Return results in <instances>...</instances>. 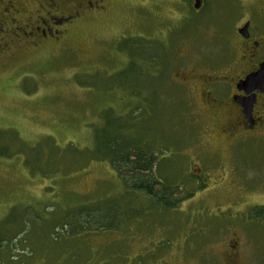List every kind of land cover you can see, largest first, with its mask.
Segmentation results:
<instances>
[{
    "label": "rangeland",
    "instance_id": "rangeland-1",
    "mask_svg": "<svg viewBox=\"0 0 264 264\" xmlns=\"http://www.w3.org/2000/svg\"><path fill=\"white\" fill-rule=\"evenodd\" d=\"M49 1L0 0V145L10 146L0 156V264H264V219L247 217L264 210V137L212 134L198 82L177 79L234 57L232 0H210L188 22L178 0H110L104 13ZM48 12L60 20L56 40L28 38ZM105 111L121 135L152 147L182 201L153 212L139 193L138 218L71 238L63 225L74 208L111 199L130 209L108 161L66 155L94 148ZM199 167L218 183L200 181Z\"/></svg>",
    "mask_w": 264,
    "mask_h": 264
},
{
    "label": "flooded vegetation",
    "instance_id": "flooded-vegetation-1",
    "mask_svg": "<svg viewBox=\"0 0 264 264\" xmlns=\"http://www.w3.org/2000/svg\"><path fill=\"white\" fill-rule=\"evenodd\" d=\"M87 1L88 9L92 8L98 13L106 12L107 7L104 5L110 2V0ZM193 1L194 6L192 4L193 7H190ZM48 4L54 8L53 10L58 9L54 0L49 1ZM179 4H183L184 7H178ZM209 4L211 5L210 0H178L175 5L178 12L182 11L180 12L182 15L179 16L181 20L188 22L193 18H204L210 7ZM229 7H231L230 12L233 11L234 14L228 25L231 23L232 33L237 40L234 57L222 67L207 63L210 68H206V73L195 74V69L190 72L180 71L181 77H177V79L185 87H187L185 84L198 82L199 87L196 93L200 92L203 106L208 113L207 119L211 124L210 132L212 134L229 141L249 135L262 138L264 137V72L260 73V70L264 65V0H232ZM75 19L76 17H70L63 22L67 26ZM58 22L60 20L48 12L47 19L41 18L35 26L34 33L28 38L34 40V38L53 37L56 40L52 25H57ZM41 25H45L47 30H42ZM17 29L20 31V28ZM1 33H4L3 28H0ZM56 33L58 37L65 34ZM22 35L27 34L23 32ZM250 76H257L256 80L246 84ZM245 102L248 103L247 109L243 105ZM199 161L202 163L200 159ZM189 165L191 164L189 163ZM204 170V167H199L198 179L203 183L208 181L210 184H217L219 178L211 182L207 179L211 174L203 173ZM201 173L203 176L200 175ZM206 185L199 187L203 188ZM252 213L253 211L250 210L247 215L248 219L252 218Z\"/></svg>",
    "mask_w": 264,
    "mask_h": 264
},
{
    "label": "trees",
    "instance_id": "trees-1",
    "mask_svg": "<svg viewBox=\"0 0 264 264\" xmlns=\"http://www.w3.org/2000/svg\"><path fill=\"white\" fill-rule=\"evenodd\" d=\"M137 114L138 111L135 116ZM107 115H112V113L105 111L101 115L104 118V124L101 128L95 130L93 149L81 150L72 145V148L70 147L72 150L70 151L71 155L68 154L70 152L67 154L65 152V154L67 156H85L86 158L108 161L125 187L126 193L122 200L125 201L124 199L127 198L131 200L130 209L129 211L123 210L124 202H113L111 199L74 208L65 218L67 224L63 225L68 227L65 231L66 236L71 238L90 231L117 230L128 219L138 218L140 213L134 208V203H137L136 194H143L151 200L150 210L153 212L157 209L168 211L182 201L181 199H175L179 186L173 181L171 182L172 179L162 178V174L156 171L157 166L158 170L161 171L160 166L162 164L152 147L142 143L140 139L127 138L121 135L119 132L123 130L122 122L116 118V120H111L112 118ZM22 144L23 147L26 146L24 143ZM9 148L7 142L5 145H0V156H9ZM50 148L52 151L57 148L63 150L60 146L51 144ZM163 156L161 155V157ZM189 195L192 196L193 194ZM124 204L126 205V203ZM255 211L256 213L251 215L255 217H252L253 219H264L263 209H256ZM121 213L122 215H120ZM4 242V239L0 240V248L4 246ZM139 259L135 264H142L143 259Z\"/></svg>",
    "mask_w": 264,
    "mask_h": 264
},
{
    "label": "water",
    "instance_id": "water-1",
    "mask_svg": "<svg viewBox=\"0 0 264 264\" xmlns=\"http://www.w3.org/2000/svg\"><path fill=\"white\" fill-rule=\"evenodd\" d=\"M261 72H262V73L264 72V65L261 67L260 73H261ZM256 77H257V76H250V77L247 79L246 84L255 81V80H256V79H255ZM245 103H246V102H245ZM245 103H244L243 105H244V107L247 109V108H248V107H247V106H248V105H247L248 103H246V104H245Z\"/></svg>",
    "mask_w": 264,
    "mask_h": 264
}]
</instances>
